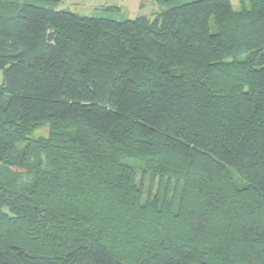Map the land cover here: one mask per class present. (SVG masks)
Listing matches in <instances>:
<instances>
[{"label":"trees","instance_id":"1","mask_svg":"<svg viewBox=\"0 0 264 264\" xmlns=\"http://www.w3.org/2000/svg\"><path fill=\"white\" fill-rule=\"evenodd\" d=\"M150 1L0 0V264H264V0Z\"/></svg>","mask_w":264,"mask_h":264},{"label":"rangeland","instance_id":"2","mask_svg":"<svg viewBox=\"0 0 264 264\" xmlns=\"http://www.w3.org/2000/svg\"><path fill=\"white\" fill-rule=\"evenodd\" d=\"M230 4L232 5L233 10L237 11L240 8L239 0H229ZM101 0H93L91 5L99 4ZM107 6H115L119 9V12H103L96 9H90L85 5H78L79 7L76 8L78 14L82 16H97V17H107L115 20H124V19H133L138 16H146L151 18L155 13H158L170 6L174 3H170L166 6L157 5L153 2H148L146 0H107ZM87 5V4H86ZM57 8L64 9V10H73L71 6H68L64 3H59ZM143 9V10H141ZM48 134V127L46 125L36 129L32 134L31 138H38V137H46ZM142 177V172L138 171L136 175L137 182L140 183ZM144 183L147 184L148 178L143 179Z\"/></svg>","mask_w":264,"mask_h":264},{"label":"crops","instance_id":"3","mask_svg":"<svg viewBox=\"0 0 264 264\" xmlns=\"http://www.w3.org/2000/svg\"><path fill=\"white\" fill-rule=\"evenodd\" d=\"M93 0H64V3L68 6H71L72 7V11L70 10V12H74V13H77V10L76 8L79 7L78 5H85L87 6L88 8L90 9H98L99 7H105L107 6V0H101V2L99 4H95V5H91V4H88V3H91ZM148 2H151L150 0H146ZM63 0H61L60 3H62ZM87 4V5H86ZM57 9H60V8H57ZM60 10H64V9H60ZM143 10V9H141ZM69 11V10H67ZM2 82V75L0 73V83Z\"/></svg>","mask_w":264,"mask_h":264}]
</instances>
